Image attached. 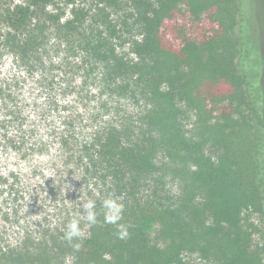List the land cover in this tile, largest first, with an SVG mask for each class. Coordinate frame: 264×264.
<instances>
[{"label": "trees", "instance_id": "obj_1", "mask_svg": "<svg viewBox=\"0 0 264 264\" xmlns=\"http://www.w3.org/2000/svg\"><path fill=\"white\" fill-rule=\"evenodd\" d=\"M123 4L98 0L93 17L72 7L64 19L53 0H0V151L6 163L46 151L40 130L60 116L55 87L60 96L71 90L77 110L53 127L58 148L49 160L76 171L69 194L78 199L0 261L54 264L68 253L74 264H188L187 255L263 264L249 217L264 219V135L248 114L250 70L239 62L257 52L256 37L240 31L251 10L244 0H129L130 17L113 24L107 11ZM5 59L34 84L30 101L19 76L1 69ZM189 114L193 132L181 121ZM21 177L0 175L4 218L20 208ZM63 192L49 187L53 204L65 206ZM110 195L124 205L126 238L105 221ZM87 198L96 200L97 223L81 221L74 251L63 237Z\"/></svg>", "mask_w": 264, "mask_h": 264}, {"label": "rangeland", "instance_id": "obj_2", "mask_svg": "<svg viewBox=\"0 0 264 264\" xmlns=\"http://www.w3.org/2000/svg\"><path fill=\"white\" fill-rule=\"evenodd\" d=\"M97 1L98 0H53L52 9L58 8L57 11L59 13H63L62 16L64 19H67L70 16V9L72 7L83 8L87 11L90 17H93L98 7ZM244 2L246 3L245 7L249 8L251 13H247L246 17L242 18L240 31L243 35L245 34V36H248V39L256 37L257 52L252 48L249 49L250 53L247 57H243L242 55V61L244 64L242 63L241 58H239V62H241V66H246V68L250 70V86L248 88L252 103L247 110L249 111L248 114L253 120H255L256 125L262 128L264 135V0H244ZM122 3H124L122 10L107 11L113 24H119L121 23V20L123 21L129 16V0H122ZM208 15L212 14L205 13L202 15L205 24L208 23ZM179 22H182L180 18ZM127 37L128 36H126V38ZM246 46L247 48L250 47L249 44H246ZM122 49H124V52L126 53L128 50L127 45H125ZM243 49H245V44ZM77 58H79V56H77ZM56 61H58V59H56ZM77 61L75 62L77 63ZM55 66L58 68L59 65ZM79 66H81L80 63ZM1 69H4V72H7L9 75L15 74L19 76L20 85L22 84L20 89L23 93H25L27 101H30L29 99L31 98L27 92V87L34 88L35 86L31 83V81H29V79H23V70L13 68L12 63L6 59L4 64L1 66ZM57 77L60 81L63 79L66 80L60 74H57ZM57 83L60 86L62 85L60 82ZM253 89L258 90V98L257 93ZM59 91L60 89L57 85L55 87L54 96L59 101L58 110L60 111V116L52 118V121L49 123L51 129L40 130V133L45 137L48 143L46 151L35 153L32 158H28L26 161L21 162L12 156L8 163H6L4 155H2L0 151V175L9 172L10 169H15V172L22 175L21 181L24 185V195L19 202L20 208H16L15 214L13 216H7V218H4V216L1 215V212L5 211V208L3 207L2 209L1 205L3 196L1 194L2 189L0 187V252H11L13 250H20L21 247L25 248L26 239L28 237H36L39 235L40 231L42 233V228L46 222H51L54 226H56L59 219H62V210H68L67 208L69 206V210L72 212V206L77 207L76 205L78 199L70 196L69 194L73 191L76 171L72 169L71 172L67 171L69 173L67 174L65 169L61 166L60 169L57 168L55 162H51L49 160L57 153L58 148L56 139L52 135V133H55L53 132V127L55 126V129H60L59 120L62 121V117H64L66 113L71 112L73 106H76L77 110V105H73L74 98L72 96V91L70 90V92L65 96H60ZM34 98L39 101V106L44 104V97L42 95L34 96ZM85 104L87 105V108H91L92 106L89 100ZM30 115L31 117H35V114L33 113H30ZM181 121L186 131L193 132L194 116L192 114H189L188 117H184ZM32 165H35V167L37 166L38 168H34L36 170H33L31 168ZM55 184H60L64 189L62 194L64 197V207L60 205L58 206L55 203L53 204V196L48 193L49 187ZM44 186L45 190L43 192L38 191L39 187ZM69 199H71L72 203H70ZM249 218L259 231L254 234L253 238L259 246L263 247L262 261L264 264V219L260 215L256 214H251ZM27 246H29V244ZM68 256L69 254L66 253L62 259H57L54 264H65V258ZM185 259L188 264H208L196 255H187ZM0 264H3V262L0 261ZM5 264H25V262L18 260L15 262L10 261V263L7 262Z\"/></svg>", "mask_w": 264, "mask_h": 264}, {"label": "clouds", "instance_id": "obj_3", "mask_svg": "<svg viewBox=\"0 0 264 264\" xmlns=\"http://www.w3.org/2000/svg\"><path fill=\"white\" fill-rule=\"evenodd\" d=\"M99 195V193H95ZM83 199V197H80ZM84 214L79 211L75 214L76 218H73L67 225L64 233V239L73 247L74 251H79L81 245L79 243H73L75 240H80L84 237L85 233L81 228V221H86V226L91 227L97 223V212H96V200L87 198L86 202L82 203ZM103 208L105 212V221L109 224L115 225L117 228V234L119 238H126L128 233V227L122 223H119L122 219L124 205L119 202L118 198H113L110 195L103 201ZM75 257L68 256L65 258V264H74Z\"/></svg>", "mask_w": 264, "mask_h": 264}]
</instances>
